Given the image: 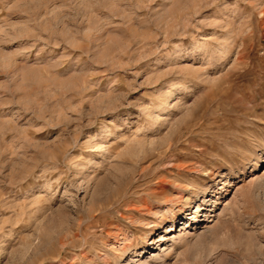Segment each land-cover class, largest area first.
Wrapping results in <instances>:
<instances>
[{
  "label": "rangeland",
  "instance_id": "374dc122",
  "mask_svg": "<svg viewBox=\"0 0 264 264\" xmlns=\"http://www.w3.org/2000/svg\"><path fill=\"white\" fill-rule=\"evenodd\" d=\"M0 264H264V0H0Z\"/></svg>",
  "mask_w": 264,
  "mask_h": 264
},
{
  "label": "bare ground",
  "instance_id": "6f19581e",
  "mask_svg": "<svg viewBox=\"0 0 264 264\" xmlns=\"http://www.w3.org/2000/svg\"><path fill=\"white\" fill-rule=\"evenodd\" d=\"M172 227H174V223H173ZM173 231H174V229H173V228H171V230H170L169 232H173Z\"/></svg>",
  "mask_w": 264,
  "mask_h": 264
}]
</instances>
